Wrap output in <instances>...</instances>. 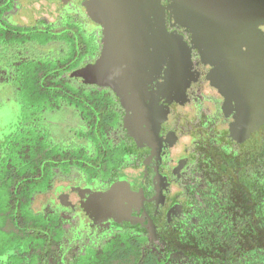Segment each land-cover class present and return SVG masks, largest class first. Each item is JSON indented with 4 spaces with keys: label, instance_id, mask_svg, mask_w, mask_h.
<instances>
[{
    "label": "flooded vegetation",
    "instance_id": "af4514ba",
    "mask_svg": "<svg viewBox=\"0 0 264 264\" xmlns=\"http://www.w3.org/2000/svg\"><path fill=\"white\" fill-rule=\"evenodd\" d=\"M88 1L0 0V87L18 116L0 130V165L13 172L0 181V264H264L253 249L264 240V115L244 123L225 104L214 67L167 11L188 71L174 85L151 49L145 88L162 123L153 142L130 138L131 92L77 75L114 56ZM117 185L130 189L118 215L92 201Z\"/></svg>",
    "mask_w": 264,
    "mask_h": 264
},
{
    "label": "water",
    "instance_id": "95a60500",
    "mask_svg": "<svg viewBox=\"0 0 264 264\" xmlns=\"http://www.w3.org/2000/svg\"><path fill=\"white\" fill-rule=\"evenodd\" d=\"M86 7L89 15L105 28L114 56L106 53L97 65L83 68L77 75L86 79L102 77L103 62L117 57L130 61V78L122 77L120 69L115 68L105 82H94L112 87L119 95L131 92L127 97L121 96L126 112L124 127L130 138L139 143L153 142L162 123L156 109L148 103L145 88L151 49L161 60L171 63L174 74L170 82L174 85L183 80L184 67L189 62V48L183 37L171 35L166 29L167 11L170 20L189 31L191 43L201 53L203 62L214 67L209 78L212 85L219 87L225 104L236 101L244 123L247 111L254 116L264 115V107L253 109L249 105L253 78L264 77V0H172L166 8L161 0H89ZM152 16L154 23L150 22ZM129 192L127 186L117 185L95 195L92 201L118 215V203L128 202Z\"/></svg>",
    "mask_w": 264,
    "mask_h": 264
},
{
    "label": "rangeland",
    "instance_id": "374dc122",
    "mask_svg": "<svg viewBox=\"0 0 264 264\" xmlns=\"http://www.w3.org/2000/svg\"><path fill=\"white\" fill-rule=\"evenodd\" d=\"M264 30V28H262ZM264 38V35H263ZM102 70V77H95L92 79L95 81L105 82V79L108 78L110 74L114 72L115 68H119L120 72L122 74V77L124 78H130L131 76V65L130 61L126 58H114L111 62H103L101 65ZM255 80L252 81V87L251 92L253 93V96L249 100V105L253 109H261L264 107V77L262 75L257 76L256 78H253ZM3 87H0V130H5V133H8V129L11 123L13 122V119L18 116L13 115V111H9L8 109L15 108L16 104L13 102L12 98L6 94ZM18 107L15 109L17 110ZM12 110V109H11ZM18 111V110H17ZM244 114H251L249 111H247ZM255 130L256 127H253ZM10 132V130H9ZM224 169H222V172L224 173L223 176L230 177L231 176V169L229 166H223ZM255 199V198H254ZM256 201V199H255ZM1 208V205H0ZM37 209V206H36ZM259 228L264 231V223H256ZM258 258V256H256ZM234 259V258H233ZM235 260V259H234ZM233 260V261H234ZM237 260V259H236Z\"/></svg>",
    "mask_w": 264,
    "mask_h": 264
},
{
    "label": "trees",
    "instance_id": "16d2710c",
    "mask_svg": "<svg viewBox=\"0 0 264 264\" xmlns=\"http://www.w3.org/2000/svg\"><path fill=\"white\" fill-rule=\"evenodd\" d=\"M10 166L11 167H16V168H21L19 170V174L16 177L15 182L22 181V176H21L22 175V167H21L22 165H21V163L13 162ZM12 173L13 172L10 169V167L8 168V165H6V164H1L0 165V181H5L6 177H8ZM13 176H15V175H13ZM1 187L6 188L7 186L2 184ZM237 241L240 243V239H237ZM245 244L246 243L244 242L243 245L246 246ZM253 249H254V253L256 254V256H260V257L263 256L264 257V240H259L258 242H255ZM237 251H239V249H237ZM0 254H2V251H0ZM239 260H241V259L239 258L238 262H239ZM211 262H212V264H218V262H220V261L213 260Z\"/></svg>",
    "mask_w": 264,
    "mask_h": 264
},
{
    "label": "crops",
    "instance_id": "0c3cea01",
    "mask_svg": "<svg viewBox=\"0 0 264 264\" xmlns=\"http://www.w3.org/2000/svg\"><path fill=\"white\" fill-rule=\"evenodd\" d=\"M167 60H168V59H167ZM167 62H168V61H167ZM188 67H189V66H188V64H187V65L184 67V71H188ZM159 69H160V67H159ZM158 71H159V70H158ZM173 74H174V73L172 72V74L169 75V77L172 78V77H173ZM212 86H213L214 88H216L218 91H220V90H219V87H216V86H214V85H212ZM93 203H94V202H93ZM90 204H92V202H91Z\"/></svg>",
    "mask_w": 264,
    "mask_h": 264
}]
</instances>
